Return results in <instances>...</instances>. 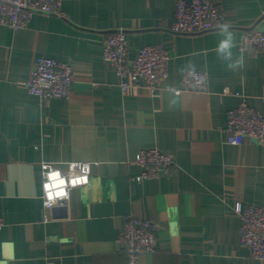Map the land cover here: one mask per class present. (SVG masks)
Here are the masks:
<instances>
[{"label":"crops","instance_id":"crops-1","mask_svg":"<svg viewBox=\"0 0 264 264\" xmlns=\"http://www.w3.org/2000/svg\"><path fill=\"white\" fill-rule=\"evenodd\" d=\"M174 1L61 0L59 15L0 27V264H127V215L156 227V249L138 264H264L241 244L235 212L237 201L264 206V143H229L226 132L241 101L264 116V48L237 46L246 30L264 31V0H212L227 31L194 34L171 31ZM113 28L127 32L130 58L147 44L169 51L154 90L131 76L120 88L102 52ZM39 56L70 64L67 97L41 103L28 92ZM187 68L207 73V90L170 89ZM148 148L171 153L175 170L133 179ZM71 161L91 163L89 182L46 209L44 168Z\"/></svg>","mask_w":264,"mask_h":264},{"label":"built area","instance_id":"built-area-1","mask_svg":"<svg viewBox=\"0 0 264 264\" xmlns=\"http://www.w3.org/2000/svg\"><path fill=\"white\" fill-rule=\"evenodd\" d=\"M61 0H0V27L9 26L16 30L27 25L37 13L59 15ZM224 11L220 4L212 0H175L171 31L174 33H202L224 25ZM104 61L117 74L119 86L124 91L128 87L127 78H141L146 87L154 90L158 82L168 74L167 63L171 55L158 45H143L134 57H128L129 43L127 32L113 28L105 32L102 40ZM240 50L264 48V31L249 29L241 36ZM72 84V69L68 62L48 56H39L29 77L24 81L28 92L37 96L41 103L51 98L67 97ZM138 85V83H136ZM175 93L181 91L208 89L207 73L201 69L187 68L183 71L178 86L170 87ZM227 141L247 138L264 143V116L245 101L228 110L226 122ZM141 171L133 179L168 175L175 170L176 161L171 153L158 148L142 149L136 158ZM88 161H71L67 169L47 166L43 170L42 198L46 209L64 202L70 189L84 185L90 180ZM235 212L240 221V242L250 255L264 259V206L237 201ZM5 222L0 217V229ZM123 243L127 264H138L143 253L156 249V227L149 219L134 215L125 217L118 235Z\"/></svg>","mask_w":264,"mask_h":264},{"label":"clouds","instance_id":"clouds-1","mask_svg":"<svg viewBox=\"0 0 264 264\" xmlns=\"http://www.w3.org/2000/svg\"><path fill=\"white\" fill-rule=\"evenodd\" d=\"M227 27H228L227 25H224V26H223V30H224V31H227ZM231 41H232V36H231V34L229 33V34H228V38L220 43V45H219V49L222 51V50H224V49L230 48V47L232 46ZM241 63H243L242 60H241Z\"/></svg>","mask_w":264,"mask_h":264}]
</instances>
